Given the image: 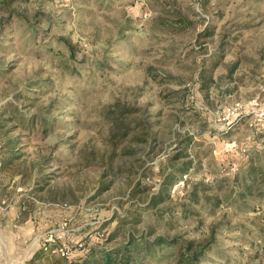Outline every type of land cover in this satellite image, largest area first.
I'll list each match as a JSON object with an SVG mask.
<instances>
[{
  "label": "rangeland",
  "instance_id": "374dc122",
  "mask_svg": "<svg viewBox=\"0 0 264 264\" xmlns=\"http://www.w3.org/2000/svg\"><path fill=\"white\" fill-rule=\"evenodd\" d=\"M0 144V264L64 223L99 248L215 227L200 264H264V0H0Z\"/></svg>",
  "mask_w": 264,
  "mask_h": 264
},
{
  "label": "trees",
  "instance_id": "16d2710c",
  "mask_svg": "<svg viewBox=\"0 0 264 264\" xmlns=\"http://www.w3.org/2000/svg\"><path fill=\"white\" fill-rule=\"evenodd\" d=\"M187 170V168H182L180 173H185ZM251 173L254 174L255 170L251 169L250 174ZM178 178L180 179L182 178V176H176L174 174L168 175L167 178L163 180L157 192L153 194L149 199V204L147 206L154 207L159 202L169 199V189L174 185V183H176V180ZM188 197L193 201L198 200L199 196L196 192V189H190L188 191ZM133 215L135 221L140 222V215H138L137 213ZM135 216H137V218ZM105 225L106 224H103V229L105 228ZM114 235L115 234H112V236L109 237L108 241L112 240V237ZM215 239V227L212 228L210 241L202 242L199 244L190 242L187 245L182 244L177 246L178 243L176 240L170 241L166 236H158L152 240L148 239L147 236H144L138 238H130L125 246L99 248L100 246H104L105 244H99V240L95 239L96 241L98 240L97 242H95L98 244H94L95 240H93L89 245L84 244L82 248H76L68 257H57V260H59L58 264H138L140 257H142L146 253L145 251L147 249L155 251L162 247L175 246L178 247V250L180 251L177 264H200L202 257L214 244ZM41 255L46 256L47 258H53L45 253L41 246L39 247V254L32 260V262L36 261Z\"/></svg>",
  "mask_w": 264,
  "mask_h": 264
},
{
  "label": "built area",
  "instance_id": "2783aa9c",
  "mask_svg": "<svg viewBox=\"0 0 264 264\" xmlns=\"http://www.w3.org/2000/svg\"><path fill=\"white\" fill-rule=\"evenodd\" d=\"M1 148V144H0ZM67 224L64 223L57 230H51L43 236L42 248L45 253L51 257H68L76 248H82L83 242H76L72 244L67 238L68 233L66 230Z\"/></svg>",
  "mask_w": 264,
  "mask_h": 264
}]
</instances>
